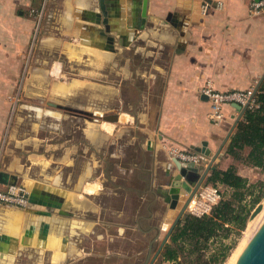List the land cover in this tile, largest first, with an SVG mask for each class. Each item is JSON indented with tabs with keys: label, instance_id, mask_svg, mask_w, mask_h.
Returning <instances> with one entry per match:
<instances>
[{
	"label": "crops",
	"instance_id": "obj_1",
	"mask_svg": "<svg viewBox=\"0 0 264 264\" xmlns=\"http://www.w3.org/2000/svg\"><path fill=\"white\" fill-rule=\"evenodd\" d=\"M254 1L259 0H149L143 21L144 0H0L10 27L9 51L0 50V74H11L7 68L16 61L20 68L22 60L34 59L24 72L29 66L45 77L36 90L49 91L48 104L67 114L54 119L58 125L49 137L42 136L44 114L26 130L20 123L27 117L17 121L11 115L12 84L0 83V190L17 184L29 194L26 208L0 202V264L100 258L147 264L153 258L179 211L172 209L171 187L157 184L160 175L172 182L178 173L170 150L197 152L207 142L216 153L240 114L226 107L225 123L213 124L203 91L255 90L264 75V15L251 14ZM34 26L37 43L28 56ZM60 59L75 66L82 61L81 76L62 82ZM71 106L93 108L85 111L100 117L77 115L68 111L75 109ZM79 118L87 120L82 128L64 130L65 122ZM124 129H131V152L150 160L146 170L140 160L132 163L149 175L136 182H149L152 200L138 197L141 207L130 221L126 211L108 210L101 201L107 190L106 146ZM227 147L218 167L224 171L230 167ZM160 201L166 207L162 215L153 210ZM137 239L144 241L142 249ZM120 242L132 249L122 251ZM165 248L157 260L171 264L163 258Z\"/></svg>",
	"mask_w": 264,
	"mask_h": 264
},
{
	"label": "rangeland",
	"instance_id": "obj_2",
	"mask_svg": "<svg viewBox=\"0 0 264 264\" xmlns=\"http://www.w3.org/2000/svg\"><path fill=\"white\" fill-rule=\"evenodd\" d=\"M6 21V24H5ZM8 24V18L4 13H0V50H3L5 52L9 51V41H10V27L7 26ZM38 27L34 26L32 30L31 37L29 39V43L27 46V52L28 56L34 52L36 48V37L38 33ZM26 61V62H25ZM60 61L63 64V74H62V82H67L70 78L80 77L82 70L84 69L82 66V61L79 62V66H75L71 63H68L65 59H60ZM35 62L34 59H31L30 57H27L25 60H22L20 68H19V62L16 61V65H14V68L10 67L7 68V70L11 71V74L9 75H1L0 74V83L1 82H7L8 80L12 86L11 91H9L7 94L9 95V98L11 100V115L12 117H15V120L18 121V117L20 116H26V122L20 123L26 130H28L32 124L35 117L38 115L46 116L44 118V129H42V136L46 137L48 135L50 130H53L54 126L58 125L54 119H59L62 117L67 116L65 112L60 110L59 108L52 107L48 104L50 101V92L49 91H37L36 90V84H40L41 81H45V77L38 76L36 74H33L31 69L29 71V66L27 67V73L24 72V66L27 65H33ZM20 71V72H19ZM19 72V73H18ZM26 84V88L23 87V85ZM6 96V92H5ZM76 103V101H74ZM79 102H83L81 99ZM67 105V104H64ZM68 106V105H67ZM75 109L80 110H90L93 108L84 107V106H71ZM50 116V117H49ZM34 117V118H33ZM22 120V119H21ZM85 123H87L86 118H79L75 120L74 122L67 121L64 123V130L65 131H71L72 126L75 128H82ZM80 129L75 134V137L77 139H80ZM131 135V129L130 131L128 129H124L121 131V137L117 138L116 140L112 137L111 141H108V145L106 146V164H105V181L106 183V193L104 196H102V202L106 205L107 209L112 210H123L126 211L129 219L132 218V213L136 212L140 207L141 204H137L138 197L141 196H147V200H152L150 195L146 193V191L149 189L147 187L149 182H143L142 180H147L149 175L144 174L140 172L138 169L134 170L133 161H141L142 167L145 168L149 167L150 160L148 159L147 155H139V153H132L134 152V147L129 146L128 139ZM141 137V136H139ZM141 141V140H140ZM132 148V149H131ZM132 150V152H131ZM119 154L120 152H126L127 154L122 156L120 159H112L110 157V154ZM131 152V153H130ZM241 159H235L231 156L226 157V159H229V165L235 166L237 168V172L239 175L249 181L251 184H255L257 182L263 181L264 182V173L255 167H251L248 164L245 163V156L247 155V151L241 152ZM224 164L219 163V166H223ZM134 170V171H133ZM146 173V171H145ZM140 177L142 180L139 182H136V178ZM166 181V180H165ZM151 183V182H150ZM166 183L171 187L172 182H164L163 177L160 175L158 177V185H166ZM216 186L220 187L223 197L224 198H230L232 191L231 189L227 188L224 185L217 184ZM252 200V199H251ZM246 202H250V198L247 197ZM147 204V203H146ZM264 205V199L259 203ZM250 205V203H249ZM258 206V205H257ZM256 206V207H257ZM256 207L252 210L250 217ZM145 205L142 208V211H144ZM153 210L158 214L162 215L166 211V207L163 202L157 203ZM178 211V209H177ZM176 211V212H177ZM260 219L261 223L264 219ZM254 219L248 220V224L245 228V230L241 233V235H238L235 231L231 233L230 237L228 239H223L222 241H214L211 242V245L209 249L206 252V258L207 264H217V258L220 256L223 252V249L226 246H234L228 260L224 263L227 264L230 257L236 250L238 246L241 245V243L247 238V232L250 226V222H252ZM258 227V225H257ZM246 233V234H245ZM136 237V236H135ZM244 238V239H243ZM137 242L139 243L137 247L139 249H142L145 246L144 241H141L140 239H137ZM128 242H120L117 244V248H120L122 251H130L132 249ZM111 247H116V245L112 244ZM104 250H106L107 245H103L102 247ZM109 248V246H108ZM242 260V259H241ZM120 262V261H119ZM116 262L112 260H107L105 258H100L96 260H90L87 262H83L80 264H115ZM121 264H135L134 260H126L123 262H120ZM155 264H163V260H157Z\"/></svg>",
	"mask_w": 264,
	"mask_h": 264
},
{
	"label": "trees",
	"instance_id": "obj_3",
	"mask_svg": "<svg viewBox=\"0 0 264 264\" xmlns=\"http://www.w3.org/2000/svg\"><path fill=\"white\" fill-rule=\"evenodd\" d=\"M256 101L259 107L245 112L226 153L235 159H241L240 153L247 151L245 163L264 173V81L256 95ZM217 184L231 189L230 198H223L211 215L198 218L187 214L166 244L164 260L171 264H207L206 252L211 242L228 239L234 231L241 235L252 210L264 199V182L249 183L239 175L235 166L226 171L217 168L211 172L206 185ZM247 197L250 198L248 203ZM233 248L234 246H226L218 256L217 264H224Z\"/></svg>",
	"mask_w": 264,
	"mask_h": 264
},
{
	"label": "water",
	"instance_id": "obj_4",
	"mask_svg": "<svg viewBox=\"0 0 264 264\" xmlns=\"http://www.w3.org/2000/svg\"><path fill=\"white\" fill-rule=\"evenodd\" d=\"M148 1L149 0H144L143 2V12H142L143 21L146 18ZM263 81H264V75L254 90L255 94L259 92L260 86L263 83ZM234 107L240 112V114L235 120L231 130L229 131V134L223 141L219 150L216 153L212 152L207 148L208 147L207 142H204L202 144V147L196 150L197 151L196 153H200L209 159V163L207 165L182 163L179 160L174 159L178 173L173 177L170 188V196L172 199V209L179 208V211L171 221L168 227L166 237L164 238L160 249L153 256V258L149 262H147V264H155L165 244H167V242H170V238L173 231L180 224L183 218L187 215V209L191 200L199 192L200 188L206 184L211 172L215 171L218 168L219 163L223 159L224 157L223 150L226 146H229L231 142V138L239 121L242 119L243 115L248 109L247 106L242 107L238 104H235ZM68 111H71L77 115L80 114L90 117H96V116L100 117V115L80 109H73V110L69 109ZM102 118L104 119V121L111 123H116L118 121L117 116H102ZM34 202H35V198L33 194L32 196H30V203L32 204ZM262 209H263V205L259 204L252 213L250 219L251 220L254 219L258 215V213L261 212ZM260 224L258 229L253 234V237L239 264H264V219Z\"/></svg>",
	"mask_w": 264,
	"mask_h": 264
},
{
	"label": "built area",
	"instance_id": "obj_5",
	"mask_svg": "<svg viewBox=\"0 0 264 264\" xmlns=\"http://www.w3.org/2000/svg\"><path fill=\"white\" fill-rule=\"evenodd\" d=\"M250 12L254 16L264 15V0L254 1L250 5ZM203 94L208 98L211 104L210 121L216 125H222L226 121L225 108L238 104L248 109L259 107L256 101L254 89L239 91H217L207 88ZM247 109V110H248ZM171 159H177L182 163H192L207 165L209 159L204 155L187 150L171 149ZM223 194L220 187L216 185H203L195 197L191 200L187 214L202 218L211 215L215 207L223 200ZM0 202L26 208L29 205V194L26 187L12 184L5 190H0Z\"/></svg>",
	"mask_w": 264,
	"mask_h": 264
},
{
	"label": "bare ground",
	"instance_id": "obj_6",
	"mask_svg": "<svg viewBox=\"0 0 264 264\" xmlns=\"http://www.w3.org/2000/svg\"><path fill=\"white\" fill-rule=\"evenodd\" d=\"M262 216H264V205H263V209L261 210V212L258 213V215L254 218V220L249 223L250 226H249V229H248V232H247V236H246L247 238L241 243L240 246H238L236 248V250L234 251V253L230 257V259H229L227 264H239L240 263L243 255L246 252V249H247V247H248V245H249V243H250V241H251V239L253 237V234L255 233V231L259 227L260 219L263 218ZM257 225H258V227H257Z\"/></svg>",
	"mask_w": 264,
	"mask_h": 264
}]
</instances>
